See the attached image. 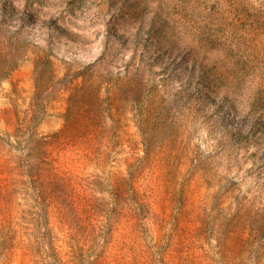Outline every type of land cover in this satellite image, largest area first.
I'll use <instances>...</instances> for the list:
<instances>
[{"label": "rangeland", "instance_id": "374dc122", "mask_svg": "<svg viewBox=\"0 0 264 264\" xmlns=\"http://www.w3.org/2000/svg\"><path fill=\"white\" fill-rule=\"evenodd\" d=\"M4 2L0 127L46 146L36 187L0 147V264H264V0Z\"/></svg>", "mask_w": 264, "mask_h": 264}, {"label": "trees", "instance_id": "16d2710c", "mask_svg": "<svg viewBox=\"0 0 264 264\" xmlns=\"http://www.w3.org/2000/svg\"><path fill=\"white\" fill-rule=\"evenodd\" d=\"M34 20L30 16L19 14L14 8L10 7L8 3L4 2L0 5V82L7 80L12 73L17 70L24 58L26 57V40L22 37L21 29L16 30L15 26L33 24ZM52 61L47 58L40 64L36 63L35 80H36V93L50 97L56 89V76L53 74L47 79L48 69L52 68ZM41 82L48 85L43 87ZM1 98V97H0ZM41 115L37 110H34L31 115L25 116L21 125L17 127V134L11 135L7 129L0 127V147L12 145L17 151L27 149L28 156L22 153L16 157L20 163L25 164V171L21 177L27 179L30 186H39L42 182V175L40 173V164L37 163L38 156L42 155L43 148L46 143H43L37 134V126L41 122ZM90 133L89 131H86ZM84 132V135L87 133ZM12 137H15L17 144L11 143ZM24 137L27 139L23 140ZM43 186V183H42Z\"/></svg>", "mask_w": 264, "mask_h": 264}]
</instances>
